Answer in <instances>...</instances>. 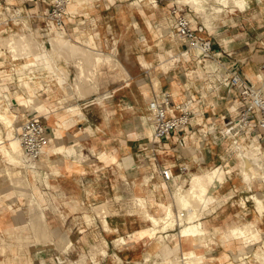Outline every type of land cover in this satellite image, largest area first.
Wrapping results in <instances>:
<instances>
[{"label":"crops","instance_id":"1","mask_svg":"<svg viewBox=\"0 0 264 264\" xmlns=\"http://www.w3.org/2000/svg\"><path fill=\"white\" fill-rule=\"evenodd\" d=\"M54 1L0 0V45L24 33L50 45L54 34L101 53L103 60L94 65L83 55L61 51L52 53L54 69H28L23 64L34 55L0 50V77L5 78L0 90L13 97L15 123L38 116L51 138L39 164L21 160L26 174L27 167L40 168L41 176L31 169L29 189L45 220L35 217L52 235L35 237L27 197L5 177L4 166L10 165L0 163V236L10 242L0 244L5 251L0 264H77L82 251L89 254L87 264H168V257L192 249L201 264H264V209L253 197L264 203V171L260 168L249 183L240 147L260 144L264 158V129L254 118L244 132L233 134L246 102L235 87L219 83V71L209 70L206 62L239 72L264 94V0H67L63 25L48 17ZM179 14L195 34L211 41L210 57L200 59L199 49L178 34ZM159 91L170 93L171 115H179L176 105L187 100L191 115L187 123L155 137L148 103ZM28 92L35 103L24 102ZM1 103L8 105L6 99ZM217 167L225 179L213 198L181 205L175 192L191 187L194 173ZM163 168L170 169V178ZM169 208L177 222L150 237L146 230L153 223L147 214L167 215ZM183 211L184 218L195 211L210 235L206 243L180 235ZM246 224L252 230L242 232ZM234 227L241 233L229 236ZM102 237L107 252L95 260L89 251ZM121 237L124 243H116Z\"/></svg>","mask_w":264,"mask_h":264},{"label":"bare ground","instance_id":"2","mask_svg":"<svg viewBox=\"0 0 264 264\" xmlns=\"http://www.w3.org/2000/svg\"><path fill=\"white\" fill-rule=\"evenodd\" d=\"M50 40H51V44L54 46V50H48V47L45 45V43L43 41L42 42H40L39 40L37 41L36 38L32 34H29L27 36H25V35H19V36L14 35L9 40H7L8 46H6V48L8 47V48H10L9 50L15 52L16 50L19 49V46L21 45L20 47H22L23 50L21 48L22 52L21 53L17 52L16 55H18V54L22 55L24 50L27 53L25 55L28 56L29 53L34 55L36 57L35 59L28 60L23 64V66L28 68V69L30 68V66L35 65L37 63L36 61L41 60V59L43 60L45 57L47 58V56L51 57V56H53V54H52L53 52H59L60 53V51H71V52L76 53V54H81V55L87 57L89 60L91 59L90 61H91V63H94V65H98L103 60V58H102L103 55L101 53L89 51L88 49H85L84 47H82L76 43L71 42L68 38L66 39L62 36H58V35L53 34L50 36ZM197 48L199 49V51H202L201 46H197ZM170 52H173V51L170 50ZM161 55L163 56V54H161ZM46 60L48 61V58ZM50 61H51V59H50ZM49 62L48 63L44 62V64L46 65L45 67L52 69V67H54L52 64L53 62H50V63ZM211 64L213 65L212 62L207 61L208 69L212 70V71H218V68L221 67V65L217 64V63L213 66H210ZM82 74H85V73L82 72ZM218 75H219V73H218ZM83 76H85V75H82L81 77H83ZM22 80L23 79H21V81ZM77 82H79V81H77ZM23 83H25V81ZM77 85H79L78 87H80V88L82 87V86H80V82H79V84L77 83ZM86 89H88V87ZM12 98L9 97L7 93H4V91L2 92L0 90V122H2L7 127H14V124H15V119L13 118V114H12L11 108H10V105L13 104ZM3 99L7 100L8 105H4L1 103V101ZM36 100L37 99L35 98V95L33 93H30V92H28V95L24 98V102L27 105L29 103H35ZM8 140H10L9 143H10L12 149L9 148L6 140L3 139L2 129L0 128V151L4 155H12L13 153L19 155V151L21 148L22 159L26 164H30V165L39 164V162H35L36 160H33V159L28 160L25 157L18 135H14L12 137H9ZM254 144L252 143L249 146L248 150H246L244 152L243 162H242V166H241L244 177L248 182H252L253 177L260 173L259 169L260 168L262 169V167H263L262 163H264V162L260 161V160H262V158L260 157V154H259V152L262 149L261 145L260 144L254 145ZM54 149L56 151L60 150L57 148H54ZM12 150H13V152H12ZM14 151H16V152H14ZM261 175H262V171H261ZM9 178H10V180L17 179L11 173L9 175ZM18 178H20V176ZM224 179H225L224 178V170L221 167H217V168H213V169H206L202 172L194 173L192 175V179H191V187H189L188 189L187 188L183 189L182 187H180L178 190L175 189V191L177 190L175 192V194H176L175 196L177 197L178 201L182 202L181 205L186 206V208H187V206L190 207L188 205V203L193 202L192 200L194 198L202 199L203 201H206L208 199H212L214 196L213 190H214V187L216 185L210 187L208 183L210 182L211 184H218L221 181H223ZM17 181L18 182H16V183L19 184L20 180H17ZM21 186H23V185H21ZM18 191H22V190H18ZM22 192H24V191H22ZM253 197L255 199H257L259 208L261 210L264 209V203L261 201L262 200L261 197L257 194L256 195L254 194ZM193 208H196V207H193ZM178 209H179V207H178ZM31 211H32V209H31ZM147 215L149 216L150 220L153 223L152 227L146 230V233L147 232L150 233V237H152V235L155 234L159 228L163 229L167 226H173L177 222V219L173 217L174 214H173L171 208H169L167 215H162V216H156V215H151V214H147ZM196 215L197 214H195V211H194V214L193 213L191 214V212H190L186 217L187 221H185L186 218H184L183 216L181 217L180 222L183 224H182V228L180 229V235H182L184 238H187L189 236H193L194 240L199 241L200 243H203V242H205V239L207 238L208 233H207L206 229L204 228L202 221L199 220L198 218H197L198 220H196V218H195V217H197ZM33 216H35V215H33ZM32 220H33L32 221V228L34 229L35 234L38 233L39 237L42 238L43 236H41V235L47 234V226L48 225L36 217H33ZM103 221L105 223V226L107 228H109L107 220L104 219ZM161 224H163V225H161ZM235 228L236 227H234V229ZM240 228H241L242 232H245V231L251 229V227L248 225H244ZM122 237L117 239L116 243H119L120 241L122 243H124V240ZM158 239L160 240L161 244H165V235L164 234L158 235ZM97 253H101V252H97ZM95 255L97 256L96 253H92L91 257L96 260ZM199 257H200L199 254H197V252L194 249H192V250L183 251L180 258H179V256H177L176 259H175V257L174 258L170 257V258H167L166 261L168 262V264H201L199 261ZM149 258L150 257H147L146 259L150 260ZM119 259H121V258L119 257ZM134 263L137 264L136 262H134ZM97 264H98V262H97ZM125 264H128V263H125ZM129 264H133V263H129Z\"/></svg>","mask_w":264,"mask_h":264},{"label":"built area","instance_id":"3","mask_svg":"<svg viewBox=\"0 0 264 264\" xmlns=\"http://www.w3.org/2000/svg\"><path fill=\"white\" fill-rule=\"evenodd\" d=\"M155 1L153 0L151 3ZM66 8L67 0H55L48 14L49 19L56 25H63L65 22ZM174 11H178V9ZM175 27L179 35L188 38L190 45L202 47V51L198 53V56L201 57L200 59L211 56V41L195 34L189 19L185 15L179 14L176 17ZM199 28L202 29V26ZM218 71V82L225 86L235 87L241 99L246 102L245 108L237 117L233 134L236 136L244 132L254 118L257 120L258 127L264 129V94L262 87L247 81L237 71H230L223 67H219ZM208 72L210 73V71ZM261 73L264 76V62L261 67ZM189 104L190 100H187L176 105V108L180 109L181 113L176 116L171 115L173 100L170 93L167 91L157 92L148 103L154 136H165L171 130L187 123L191 115L188 108ZM17 135L20 139L23 153L28 160H36L46 153L51 139L46 124L38 116H30L25 119L19 126ZM234 141L237 142V138ZM161 173L167 179L172 175L169 168H163ZM184 213V211L179 213V220Z\"/></svg>","mask_w":264,"mask_h":264},{"label":"rangeland","instance_id":"4","mask_svg":"<svg viewBox=\"0 0 264 264\" xmlns=\"http://www.w3.org/2000/svg\"><path fill=\"white\" fill-rule=\"evenodd\" d=\"M147 1L148 0H141V4H143V3H147ZM241 4H243L244 3V1L242 0L241 2H240ZM19 35H25V36H27V35H29V34H27V33H24V34H19ZM19 35H17V36H19ZM49 39H50V37H49ZM9 40V39H8ZM6 42V44H4V47H3V45L1 46L0 45V50H4V48H6V46H8L7 45V42L8 41H4V43ZM42 42V41H41ZM44 42V41H43ZM45 43V42H44ZM45 45L48 47V50H54V48L52 47V44H51V40H50V45L48 44H46L45 43ZM21 46V45H20ZM19 46V49L18 50H16L15 52L14 51H11V52H13V54L14 55H16L17 54V52L18 53H21L22 52V50H23V48L22 47H20ZM3 47V48H2ZM8 48V47H7ZM21 48H22V50H21ZM8 49H10V48H8ZM61 52V51H60ZM171 53V52H170ZM25 54H27L26 53V51L24 50V52L22 53V55H25ZM18 55H21V54H18ZM31 55V53H29L28 54V56H30ZM81 55V54H80ZM163 56H164V54H163ZM48 58V61L46 60ZM47 58L45 57L43 60L41 59V60H38V61H36L37 63L35 64V65H32V66H30V68L29 69H31V68H33L34 66H36V65H42V66H46L45 64H44V62L45 63H48L49 61H50V59H51V61L50 62H53L52 64H53V66L55 67V61L52 59V56L50 57V56H47ZM50 58V59H49ZM53 60V61H52ZM40 61V62H39ZM43 61V62H42ZM208 61H210V59H208ZM49 62V63H50ZM207 62V61H206ZM213 63V62H212ZM214 65V64H213ZM212 64L210 65V66H213ZM54 67H52V69H54ZM3 77V76H2ZM2 77H0V82L1 81H5V78L2 80ZM24 82V80H22L21 81V83L22 84H24L23 83ZM26 82V81H25ZM21 125V121H18V123L16 122L15 124H14V127H7L6 125H4L2 122H0V128L2 129V133L4 132V133H7V140H6V142H7V145L9 146V148L10 149H12V147H11V145H10V140H8V138L9 137H12V136H14V135H17V131H18V129H19V127L18 126H20ZM10 134V135H9ZM253 144H254V142H253ZM254 145H258L257 143H255ZM249 146L250 145H248V146H244V144H242L240 147H243V150L241 149V152H243V151H246V150H248V148H249ZM12 152H13V150H12ZM14 152H16V151H14ZM241 154V153H240ZM21 156H22V150H21V148H20V151H19V155H17V154H15V153H13L12 155H4L1 151H0V163H2L3 165H10V166H4V170H5V177L7 178V179H9L10 180V178H8V173L9 172H11V174L12 175H14V177L15 178H17V179H12V180H10L12 183H14V185L15 186H17V192L19 193V194H21V196H26L27 197V201L29 202V203H27L26 205H25V210H26V212H27V214L29 215L30 214V225L32 226V219H33V217H38V216H41V219L43 218L44 220H45V215H44V211L43 212H41V211H39L38 209H39V203H37V205L35 204L36 203V201L37 202H39L37 199H36V197H35V193H34V191H32V190H30L29 188L31 187L30 185H31V179H30V176H29V173H31L30 171H32L31 169H33L34 168V170H33V173H37L38 175H42V173H41V171H40V168H38L37 166H33V167H27V174L25 173L26 171L24 170L25 169V167H24V162L21 160ZM42 157V156H41ZM40 157V158H41ZM243 157V156H242ZM39 158V159H40ZM39 159H36V161H38ZM35 161V162H36ZM260 161H262V162H264V158H262V160H260ZM262 169H263V171H264V163H262ZM36 169V170H35ZM255 175V174H254ZM20 176V178H18ZM47 177H48V174H45V178H46V180H47ZM224 178H225V173H224ZM17 180H20L19 181V184L18 183H16V182H18ZM16 183V184H15ZM249 183H251V182H249ZM18 184V185H17ZM209 184V186L210 187H212V186H214V185H216V186H218V184H211L210 182L208 183ZM21 185H23V186H21ZM20 186L21 187H24V186H26L27 188V190H22V191H24V192H22V191H18V190H21L20 189ZM215 186V187H216ZM214 187V188H215ZM23 193V194H22ZM176 195V194H175ZM177 198V197H176ZM199 200H202V199H199ZM209 200V199H208ZM190 203H188V205H189ZM34 208V209H33ZM31 209H32V211H31ZM260 209V208H259ZM261 210V209H260ZM263 210V209H262ZM35 214H37V215H35ZM33 215H35V216H33ZM246 225H248V226H250L251 227V229L250 230H252V226L250 225V224H246ZM244 226V225H243ZM233 230H235L236 231V233L235 234H233V232L232 231H230L229 232V236H231V235H239V233H241V230L239 229V228H233ZM209 235V234H208ZM41 236H43L42 238H40L39 237V235H37V234H35V237L38 239V240H44V239H50L51 237H52V235L51 234H45V235H41ZM228 235L226 234V237H227ZM208 237V236H207ZM40 238V239H39ZM5 241H4V240ZM207 239V238H206ZM205 239V243L207 242V240ZM167 241V238H166V236H165V242ZM0 244L2 245V244H5V245H10V242L2 235V236H0ZM106 240L102 237V239L101 240H98V241H96V242H94L92 245H91V249H90V253L92 254V253H96V254H98L97 252H103L104 254L107 252V250H106ZM178 247L180 246V243L178 242ZM4 253H5V251H0V260L2 261L3 260V256H4ZM176 253H177V251H176ZM77 256H79L80 258L78 259V261H77V264H87V261H88V257H89V254L87 253V252H85V251H82L81 253H80V255H77ZM96 256V255H95ZM177 256H179V258L181 257V253H180V255H178V253L177 254H173L172 256H170V257H175V259H176V257ZM148 257V256H147ZM146 257V258H147ZM170 257H168V258H170ZM133 264H135V263H133Z\"/></svg>","mask_w":264,"mask_h":264}]
</instances>
